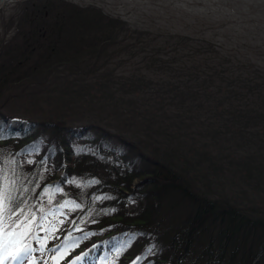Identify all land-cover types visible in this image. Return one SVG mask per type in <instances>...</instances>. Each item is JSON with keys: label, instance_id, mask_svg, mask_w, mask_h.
I'll list each match as a JSON object with an SVG mask.
<instances>
[{"label": "trees", "instance_id": "16d2710c", "mask_svg": "<svg viewBox=\"0 0 264 264\" xmlns=\"http://www.w3.org/2000/svg\"><path fill=\"white\" fill-rule=\"evenodd\" d=\"M16 4H34L39 17L24 46L0 52V90L10 95L0 91V230L24 219L28 243L47 246L67 232L77 249L94 241L108 252L132 237L122 264L137 257V264H253L261 250L264 264V200L260 208L243 199L248 179L264 192V68L213 63V41L154 35L102 7ZM23 68L38 80L7 75ZM19 92L41 110L32 117L15 110ZM13 118L28 130L7 132ZM158 141L187 164L149 155ZM195 147L205 155L197 168ZM198 172L214 187L201 185ZM220 182L233 186L232 196L215 192ZM132 200L143 213L128 222L170 227L146 256L129 250L149 233L117 227ZM53 208L61 215L48 218ZM6 238L17 240V232Z\"/></svg>", "mask_w": 264, "mask_h": 264}, {"label": "rangeland", "instance_id": "374dc122", "mask_svg": "<svg viewBox=\"0 0 264 264\" xmlns=\"http://www.w3.org/2000/svg\"><path fill=\"white\" fill-rule=\"evenodd\" d=\"M81 6L94 5L104 8L108 13L116 17H121L124 20L133 24L142 30H150L156 35L176 34L191 35L196 40L213 41L215 46V56L212 59L213 63L223 62L226 66L238 65L255 66L256 68H264V0H67ZM61 3L57 4V9L61 8ZM38 9L34 4H14L6 3L0 9V52L7 53L10 49L17 46H24V42L28 37L34 35V24L39 17ZM167 36V35H166ZM164 39V37H162ZM212 51V50H211ZM228 69H230L227 66ZM28 68H23L14 73H7L9 77L16 75L22 79L29 76H35ZM120 72L126 73L124 68L119 69ZM38 75L35 80H38ZM42 78V74L40 75ZM36 80V81H37ZM6 86L0 91L2 95L10 96ZM20 95L12 97L16 101L13 102L15 110L18 109L21 113L32 117L30 111H38L40 105L33 101H29ZM1 100V99H0ZM3 103V102H2ZM115 129V128H111ZM115 130L112 131H116ZM157 141V140H156ZM192 146V142L188 143ZM221 145L217 146L220 148ZM150 149L147 153L153 158L160 155L165 159H171L176 164L183 166L187 164V158L178 154H173L171 148L166 143L161 141L153 142L149 145ZM195 153L190 158L194 168L198 167L199 160L204 162V153L198 156L197 148ZM155 155V156H154ZM161 158V157H160ZM69 164V163H67ZM193 168V167H192ZM207 173V172H206ZM205 175L199 173L200 183L203 186L210 185L214 187V179L208 173ZM139 181H136L137 190ZM231 186V185H230ZM248 192L243 197L244 203L252 198L250 206L262 207L264 200L263 186L256 190L253 186L245 185ZM215 192L221 193L223 196H232L233 186L226 187L225 184H217ZM142 197H140L141 199ZM242 199V197H241ZM139 200H132L126 203L123 213V221L118 218V225L122 229H126V223H129L132 229H137L143 233L136 241V245L129 251L132 255L142 252L144 256L149 255L156 246V240L161 239L160 236L169 237L166 233L170 227H166L162 222H151L139 225L137 223L128 222V219L141 218L143 211L140 209L142 204ZM52 213L59 214L58 210ZM263 216V211L259 214ZM114 216V215H113ZM111 216V217H113ZM130 217V218H128ZM24 220V219H23ZM115 221H110V223ZM116 224V223H115ZM109 227V226H108ZM152 235V236H151ZM156 236V237H154ZM155 242V245H153ZM65 252L59 257H65ZM167 253L163 256L166 257ZM261 253V252H260ZM259 253V254H260ZM129 254L123 255L128 257ZM263 256V254H262ZM261 256V258H262ZM138 258V257H137ZM260 258V259H261ZM35 260V259H34ZM33 259L32 264H53L50 253L44 257L38 258L36 262ZM95 264V262H94Z\"/></svg>", "mask_w": 264, "mask_h": 264}, {"label": "water", "instance_id": "95a60500", "mask_svg": "<svg viewBox=\"0 0 264 264\" xmlns=\"http://www.w3.org/2000/svg\"><path fill=\"white\" fill-rule=\"evenodd\" d=\"M12 1H18V0H0V4L1 6H4L6 3L12 2Z\"/></svg>", "mask_w": 264, "mask_h": 264}, {"label": "bare ground", "instance_id": "6f19581e", "mask_svg": "<svg viewBox=\"0 0 264 264\" xmlns=\"http://www.w3.org/2000/svg\"><path fill=\"white\" fill-rule=\"evenodd\" d=\"M92 254H93V253H90V255H88V257H85V258H84V259H85L84 263H86V262H88V261L90 260Z\"/></svg>", "mask_w": 264, "mask_h": 264}]
</instances>
